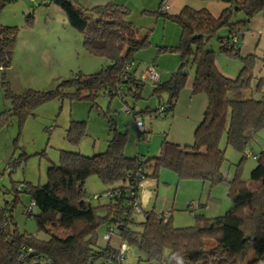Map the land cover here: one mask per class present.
Instances as JSON below:
<instances>
[{
    "label": "trees",
    "instance_id": "16d2710c",
    "mask_svg": "<svg viewBox=\"0 0 264 264\" xmlns=\"http://www.w3.org/2000/svg\"><path fill=\"white\" fill-rule=\"evenodd\" d=\"M2 1L5 4L12 0ZM38 1L39 5L53 3L59 7L69 25L82 35L81 43L87 54L104 57L107 62L93 73H73L53 88H28L16 93L8 85L6 71L11 66L19 29L0 23L1 85L4 97L10 101L9 108L0 111V127L11 116L22 122L37 106L51 99L87 100L98 106L99 95L109 99L117 96L123 102L121 111L132 114L135 121L140 119V113L172 115L176 98L189 76L185 70L188 58L194 66L191 92L204 93L207 103L190 143L165 137L157 154L149 156L136 151L128 156L124 151L126 133L109 120L107 129L111 135L105 139L104 151L90 150L83 154L79 150L60 149L58 161L46 166L44 183L13 184L9 190L11 199H0V264H125L126 248L132 245L143 260L156 264H258L264 260V148L253 153L256 164L245 180L238 170L225 179L221 172L224 151L218 146L224 133L227 144L241 152L242 159L247 143L264 127V76L253 72L256 59L264 61V54L257 57L240 49L248 22L264 12V0H223L226 5L218 16L204 8L189 6L172 15L159 10L180 26L179 42L168 48L180 52V65L162 81L158 75L156 81L141 77L149 63L155 65L152 60L142 71L136 69L134 55L137 49L148 45L149 29H142L128 19L126 5L110 1L86 7L78 0ZM25 20L32 25L31 12ZM220 29L224 32L216 36L217 49L241 61L235 77L220 71L215 50L209 46L211 37ZM146 83L158 104L136 112L134 101L142 97ZM249 90L258 96L246 95ZM85 125V120H71L65 134L71 145L78 144ZM136 128L137 140L140 141V136L146 140L150 130L144 126ZM161 168L171 169L178 178H196L211 185L225 181L231 206L226 212L210 217L197 213L196 209L204 204L195 202L194 208L186 207L194 223L175 226L169 211L142 208L139 200L142 190L139 184L143 187L147 180L156 181ZM91 175L111 186L101 193L106 195V202L91 203V198L98 200L101 195L89 198L84 190V182ZM21 191L29 195L26 215L34 218L35 229L46 238L18 229L12 212ZM133 202H137L138 210ZM133 210L143 212L141 229L130 225L135 222ZM101 226L103 243L99 242L98 234ZM107 232L108 238L104 236ZM113 234L121 237L124 244L119 259H116L119 246L111 241Z\"/></svg>",
    "mask_w": 264,
    "mask_h": 264
},
{
    "label": "rangeland",
    "instance_id": "374dc122",
    "mask_svg": "<svg viewBox=\"0 0 264 264\" xmlns=\"http://www.w3.org/2000/svg\"><path fill=\"white\" fill-rule=\"evenodd\" d=\"M47 5H39L38 0H12L0 8V23L16 26L19 29L11 66L6 71L8 85L16 93L28 90V88H53L59 81L68 78L73 73L79 71L93 73L107 62L104 57L85 53L81 43L83 42L82 35L69 25L65 15L60 16V18L55 16L54 23L51 19L46 20V18L52 16L51 10L46 9ZM29 12L33 16V22L30 26L26 24L25 20ZM170 22L176 23L174 20ZM61 23H63V26H61ZM223 32V29L216 32L211 37L209 46L215 50V60L221 57L224 64L229 67L227 68L228 71L234 73L232 77H235L241 67V61L237 57L233 58L219 52L217 49L216 36ZM179 34L180 26L177 43L180 39ZM152 40L158 41V44L154 43L152 45L151 43V46H149L148 43L146 47L137 49L134 55L135 63L142 61L141 59L149 54L148 51H145V48L149 47V51L153 49L155 56L166 54L161 57V60L169 61L175 57L176 63H171L174 70H176L180 65V52L168 48L175 46L177 43L169 44V40L163 43L162 33L159 34L158 31L153 33ZM161 47L168 50H161ZM158 48L161 51H158ZM163 51L167 52L163 53ZM90 56L94 58V61L86 60ZM257 68L258 66L255 67V71ZM185 70L188 75L189 73L193 74L194 66L189 58ZM260 75L262 74H257V76ZM1 79L0 73V111L10 106V101L3 95ZM143 89L142 97L134 101L133 106L136 112L145 106L154 108L158 104L156 98L150 95L147 83ZM249 94L258 96L253 90L247 91L246 95ZM127 100L130 104H133L130 99L127 98ZM96 102L98 106H92L87 100L51 99L41 104V106H37L34 113L24 118L22 122L16 116H11L6 120L0 127V199L2 201L11 199L12 193L9 190H11L13 184L44 183L46 180V166L50 162L58 161L60 149L79 150L80 153L86 152L88 151L87 147L83 144L91 141L96 136L102 142V145H100L102 148L99 150L104 151L106 147L105 139L111 135V131L107 129L109 120H113L117 129L126 133L125 154L129 156L136 153L133 147L138 139L137 128L133 115L121 111L123 102L117 96L109 99L106 95L97 96ZM140 114L138 117L142 118L145 129L149 128L150 132H147L146 140L140 136L141 139L138 143L144 148L139 147L140 151L137 152L153 156L155 154L154 148H158V143L166 137V133L171 127L168 123L172 117L169 114L164 117L148 113ZM71 120L86 121L85 133L81 136L77 145H71L65 137L66 128ZM130 122L131 124H129ZM109 132L110 134H107ZM167 139L169 138L167 137ZM189 139L193 140L192 138ZM218 146L224 151L225 161L221 166V172H223L225 179L233 177L237 172L236 170H238L241 178L247 180L250 170L256 164L253 153H258L264 148V127L256 131L247 143L245 152L249 151L250 155L242 159V153L227 144L224 133H222ZM8 164L9 166H7ZM158 174L156 181L147 180L154 186L152 193H150L152 194L150 202L146 205L144 197L143 206L145 209L153 208L155 211H169L171 222L175 226L181 227L194 223L192 213L186 208L193 202L204 204V206L196 209L197 213L210 217L226 212L232 204L230 196L227 195L228 184L225 181H219L211 185L196 178H178L177 174L169 168H161ZM145 183L146 181L144 185ZM84 187L89 198H91L93 194H101L105 188L111 186L102 184L95 175H91L86 178ZM19 199L12 212L18 229L37 233L38 237L46 238L47 236L43 232H37V229H35L34 218L27 216L25 213V206L29 205V195L25 191H21ZM90 200L94 205L98 202H106L107 198L105 194H101L98 200L95 198ZM35 212L36 209H33V213ZM132 212L135 222L130 225L135 229H141L139 221L143 220V212L135 210ZM103 230V226L98 229L100 243L104 242L102 238ZM111 238V241L116 242L119 246L123 242L121 237H117L115 234ZM126 249L123 261L125 264H156L155 262L143 260V255L133 245L127 246ZM258 264H264V260L259 261Z\"/></svg>",
    "mask_w": 264,
    "mask_h": 264
},
{
    "label": "crops",
    "instance_id": "0c3cea01",
    "mask_svg": "<svg viewBox=\"0 0 264 264\" xmlns=\"http://www.w3.org/2000/svg\"><path fill=\"white\" fill-rule=\"evenodd\" d=\"M78 1L80 4L84 6L86 5V7H90L93 5H98L110 1L116 2L118 4H124L129 8V13L127 15L128 19L134 25H137L142 29L145 30L149 29V40H150L149 46H151V43L152 45L154 43L158 44V41L152 40L153 33L157 31L159 32V34L162 33L163 43H165L167 40H169V44L177 43L179 26H177L176 23L170 22L172 20L159 11L160 0H78ZM165 2H167L168 4V9L165 12L170 15L178 13L184 6H189L193 9L204 8L212 15L218 16L221 13L220 12L221 9L226 5V3L223 0H165ZM46 9L51 10L52 13V16H50V18H46V20L49 21V19H51V21L53 20V23L55 20V16H58L60 18V16L65 15L63 11L53 3H51L49 6L47 5ZM248 23H249V28L242 35L243 37L240 42L241 52L244 54L254 53L257 57H260L262 54H264V12H259L258 14L253 16ZM61 26H63V23H61ZM168 28H169V34H168ZM145 51H148L149 54L144 56L143 59H141L142 61L135 63L137 65L136 68L137 71H142L146 67L147 62L152 60L153 64H155L154 66L157 71V75L159 76V80L162 81L164 79H167L168 74L172 70H174V68L172 67V63L173 64L176 63L175 57H173L169 61H166V60H161V57H163V55L166 54H163L161 56H155L156 54L154 55L153 49L149 51V47L145 48ZM166 52L167 51H163V53ZM85 53L87 52L85 51ZM86 60L94 61V58L90 56V58L88 59L86 58ZM256 60L257 62L253 68V72L255 73V75L262 74V76H264V61L259 59ZM215 61L217 62V66L222 73H225L228 76L234 75V73L228 71L227 68L229 67H227L224 64V61L221 57L217 58V60ZM256 66H258V68L255 71ZM192 79H193V75L192 73H189L184 88L179 92L176 98V103L172 111L173 113L171 115L172 118H170L169 120L170 122L168 123L171 127L166 133L167 134L166 137H168L171 141L174 142L190 143L191 139L189 138L193 139L194 129L198 125L197 123L201 120L203 109L207 103V99L204 93L191 92L190 86L192 83ZM133 119L135 121L134 117ZM129 124H131V122ZM142 126H144L143 120H142ZM147 130L150 129L148 128ZM107 134H110V132ZM138 142H139L138 140L135 141V146L133 147L134 151H140L139 147H141L142 149L144 148L140 146ZM160 143H158L157 146L158 148H154L155 154L159 152L158 149ZM100 145H102V142H100V139L96 136L93 137L91 141L85 142L83 144V146L87 147L88 151L99 150L102 148V146ZM152 186L153 184L146 181L145 185L141 190L139 200L141 202L142 208L144 207L143 206L144 197L146 200V205L150 202V197L152 196V194L150 193H152L153 191Z\"/></svg>",
    "mask_w": 264,
    "mask_h": 264
},
{
    "label": "built area",
    "instance_id": "2783aa9c",
    "mask_svg": "<svg viewBox=\"0 0 264 264\" xmlns=\"http://www.w3.org/2000/svg\"><path fill=\"white\" fill-rule=\"evenodd\" d=\"M160 5H159V10L160 11H166L168 9V4L167 2H165V0H161L160 1ZM141 77L145 78V79H148L149 81H156L158 79V76H157V72L154 68V66L152 64L149 63V65H147V67L143 70L142 74H141ZM123 110H127L126 107H123ZM135 125L138 127V130H140L142 128L141 126V120L140 119H137L135 121ZM250 153L249 151L245 153V156H249ZM143 184H139V187L143 188L142 187ZM132 204H134L135 206V209L138 210L139 209V206L137 204V202H133ZM196 206V203L193 202L192 204H189V208L192 209ZM110 235V232H107L104 236L106 238H108ZM119 246V245H118ZM124 248V244L123 242H121L120 246H119V250H118V254L116 253V259H119L120 258V251L122 252Z\"/></svg>",
    "mask_w": 264,
    "mask_h": 264
},
{
    "label": "water",
    "instance_id": "95a60500",
    "mask_svg": "<svg viewBox=\"0 0 264 264\" xmlns=\"http://www.w3.org/2000/svg\"><path fill=\"white\" fill-rule=\"evenodd\" d=\"M4 5V2L2 0H0V8H2V6ZM1 10V9H0ZM94 18H96V16H93Z\"/></svg>",
    "mask_w": 264,
    "mask_h": 264
}]
</instances>
